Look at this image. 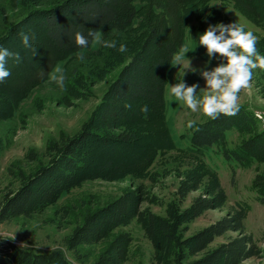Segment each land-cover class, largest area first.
<instances>
[{"label":"rangeland","instance_id":"1","mask_svg":"<svg viewBox=\"0 0 264 264\" xmlns=\"http://www.w3.org/2000/svg\"><path fill=\"white\" fill-rule=\"evenodd\" d=\"M65 1L0 0V47L19 53L21 58L18 63L8 59L11 74L0 82V199L17 187L18 172L27 175L45 166L49 145L85 134L73 152L77 165L68 170L70 182L58 198L28 218L18 217L0 224V239L35 251L58 248L70 264H94L100 257L113 259L110 264H168L167 253L163 258L156 254L144 232L142 217L150 213L167 218V209L179 202L176 195L179 184L188 173L196 171L203 177V184L199 190L188 194L179 209L188 208L192 199L203 195L205 188L217 180L226 201L221 208L208 210L197 219L182 224L179 237H190L227 213L243 210L246 234L261 250L258 257L245 261L247 264H264V203L256 199L252 186L253 180L264 172V162L239 167L227 162L218 147H213L206 153L205 161L215 170L214 174L195 155L169 148L167 141L170 135L176 146H184L192 129L189 122L194 126L209 119L202 111L192 112L183 102L177 101L167 87V84L175 85L181 80L189 86L205 87L199 72H192V68H204L209 60L206 49L198 45V35L209 24L236 22L246 31L253 32L258 38L256 47L264 55L262 0H201L197 4L194 0H184V16L178 25L174 24L169 12L159 8L160 1L164 0H133L136 12L130 27L111 38L102 37L116 40L117 48L120 44L126 45L124 53L102 46L93 47L91 43L79 53L61 51L53 45L48 32L38 21L29 23L31 20H28L14 30L29 11H45ZM66 7L62 8L61 16L69 25H75L76 10L64 12ZM260 7L259 15L251 11V8ZM152 12L162 14L163 21L151 17ZM151 23L156 31L152 37L148 32ZM22 32L31 37V47L23 45ZM172 41L179 43L175 52L181 47H187L189 52L180 64L172 66L171 58L164 68L163 113L157 115L147 102L137 99L130 103L128 111L134 114L123 126L115 129L99 122L98 104L124 65L139 52L146 68L143 76H153L155 66L166 58V45ZM81 53L82 61L77 58ZM217 64V58H213L205 70H211ZM56 66L64 70L63 89L48 79ZM197 94H201L199 89ZM237 103L255 117L258 130L264 131V70H254L250 87L240 90ZM145 105L147 112L141 110ZM120 133L129 134L130 143L123 146L104 139L116 138ZM246 136L249 134L241 136L229 131L227 146L234 147ZM122 198L128 201V212L112 220L113 213L105 211ZM102 211L105 216L102 217L100 238L82 244L74 254L67 252L63 239L81 223L84 215ZM235 235L227 232L216 238L204 252L187 255L186 261L196 260ZM120 248L122 256L118 252Z\"/></svg>","mask_w":264,"mask_h":264},{"label":"trees","instance_id":"2","mask_svg":"<svg viewBox=\"0 0 264 264\" xmlns=\"http://www.w3.org/2000/svg\"><path fill=\"white\" fill-rule=\"evenodd\" d=\"M194 1L197 4L201 0ZM247 1L252 0H241V2ZM132 2L133 0H67L55 8L45 11H29L21 25H18L14 30L23 26L28 20H31L29 23L38 21L37 23L48 32L54 46L70 54L79 53L87 48L80 49L76 46L73 39L75 32L79 31L87 35L89 29H99L102 31V37L111 38L117 33L127 30L126 28L130 27L136 12ZM262 2L264 5V0ZM183 4L184 0H164L160 1L161 7L159 8L164 12H169L174 24L178 25L179 20L184 16ZM64 5L67 6L64 12L69 9L76 10L75 25H69L63 20L61 13ZM147 6L149 7V4ZM261 7L251 8V11L259 15ZM178 13H181V16ZM150 16L158 18L160 22L163 21L162 14L152 12ZM149 26L148 32L149 35L152 34V37L156 31L152 23ZM178 44L177 41H172L166 45V58L155 66L156 73L148 77H144L142 74L146 68H144L143 57L137 52L124 65L104 93L103 100L98 104V121L115 129L123 126L127 119L134 114V112L128 111L125 105L133 103L137 99L147 102L157 115L163 113L165 107L161 86L165 78L164 68L170 62ZM8 65L7 61V68ZM238 108L239 111L235 115L220 114L217 119L209 118L205 122L192 126L188 141L184 146H176L175 139L168 135L169 148L185 152L188 155H195L206 169L214 174H216L215 170L210 168L205 161L206 153L213 147H218L221 156L227 162L239 167H249L254 163L264 162V131L258 130L257 120L253 115L243 107L238 106ZM229 131H235L241 136L247 134L249 136L231 148L227 146L226 136ZM84 137L85 134L78 135L62 141L61 144L49 145L47 149L48 161L45 166L38 167L27 175L21 172L17 173V187L3 194L0 199V224L18 217L28 218L58 198L70 182L71 176H69L68 170L77 165L73 158V152ZM130 138L129 134L120 133L116 138L104 139L124 146L130 143ZM1 150L0 146V152ZM202 184L203 177L196 171L188 173L176 191L179 202L176 206L167 209V218L157 217L150 213L142 217L144 232L151 240L159 258H163L167 253L170 258L168 264H241L242 261L258 257L261 250L252 237L246 234L243 222L245 211L243 210L227 213L190 237L185 239L179 237V228L182 224L197 219L208 210L221 208L226 201L225 194L217 180L205 188L203 195L192 199L188 208L181 211L180 203L187 198L190 192L199 190ZM252 186L256 192V199L260 203H264V172L253 180ZM122 200L113 202L106 209L105 212L113 213L114 219L112 220H117L128 212V201L125 198ZM103 216H105L104 211L84 215L81 223L76 225L63 239L62 244L65 250L74 254L82 244L99 239ZM227 232L236 235L196 260L186 261L187 255L196 256L204 252L216 238L222 237ZM118 252L122 256L121 248L118 249ZM112 260L100 257L94 264H110ZM0 264L70 263L58 248L35 251L17 247L9 240L0 239Z\"/></svg>","mask_w":264,"mask_h":264},{"label":"clouds","instance_id":"3","mask_svg":"<svg viewBox=\"0 0 264 264\" xmlns=\"http://www.w3.org/2000/svg\"><path fill=\"white\" fill-rule=\"evenodd\" d=\"M21 41L25 47H31V37L26 33H20ZM74 43L80 49L88 48L90 43L93 47L102 46L104 48L117 49L124 53L127 47L120 44L117 48L116 40H105L102 38V31L99 29H89L87 35L83 32L74 33ZM258 38L251 31H246L244 27L236 22L230 24L217 23L209 24L206 30L198 35V45L206 49L209 60L202 69H193L192 72H199L205 81V87L200 88L199 84L187 85L183 80L175 85L167 84L170 95L177 101L183 102L192 112L202 111L204 115L211 119H217L220 114L226 116L235 115L238 111V93L243 88L250 87L254 70H264V55L260 54L256 47ZM35 54L36 50L33 49ZM189 52L187 47H181L178 52L172 55V66L180 64ZM9 58L20 62L19 53H13L6 48L0 47V82L10 76V71L6 67ZM78 59H84L83 54H78ZM213 58H217L218 64L211 70H205ZM189 61V60H188ZM190 66V61H189ZM44 74L43 72L41 73ZM64 70L56 66L48 74L50 82L57 84L61 89L65 82ZM201 94H197V90ZM131 108L130 104L125 105ZM142 111L147 112L145 105ZM189 127L193 122H189ZM241 264H247L242 261Z\"/></svg>","mask_w":264,"mask_h":264}]
</instances>
